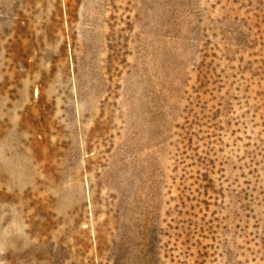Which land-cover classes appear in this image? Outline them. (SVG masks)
<instances>
[{
	"label": "rangeland",
	"instance_id": "1",
	"mask_svg": "<svg viewBox=\"0 0 264 264\" xmlns=\"http://www.w3.org/2000/svg\"><path fill=\"white\" fill-rule=\"evenodd\" d=\"M0 175V264H264V0H0Z\"/></svg>",
	"mask_w": 264,
	"mask_h": 264
},
{
	"label": "bare ground",
	"instance_id": "2",
	"mask_svg": "<svg viewBox=\"0 0 264 264\" xmlns=\"http://www.w3.org/2000/svg\"><path fill=\"white\" fill-rule=\"evenodd\" d=\"M44 170H45L44 166L39 165L37 168H35L34 173H32V170H29V169H27L26 171H27V173H30V174L32 173V174H34V176H37L41 172H44ZM9 178L10 177H7V178L4 179V182L8 180L7 181V183H8L7 186L8 187L14 185V180L12 178H10V179ZM34 179H37V177L34 178ZM0 180L3 181L2 175H0ZM39 183L42 184L43 182L40 180ZM36 199H38V198H36ZM6 200H7V197L2 195L1 191H0V202H4ZM55 203H58L57 199L55 200ZM25 204H26L25 207H27V208H30L32 206L33 207V208L31 207L32 208V213L35 212L37 205H36L34 200L31 201V200L28 199V200H26ZM45 218H47V217H45ZM13 220H14L13 219V215L10 212V210L6 206H3V205L0 204V248H2V249H6L7 248V244L14 243V242H16L18 240L17 238H13V235H12L13 229L11 227H9L10 229L7 231L8 234H4L3 231H2L3 227H5L6 225L12 223ZM28 222H29V220H28ZM9 257H10L9 254H4L3 256H0L1 259H6V258H9Z\"/></svg>",
	"mask_w": 264,
	"mask_h": 264
}]
</instances>
